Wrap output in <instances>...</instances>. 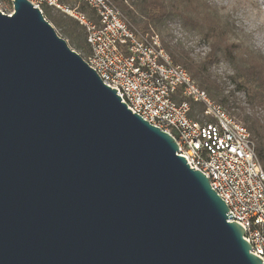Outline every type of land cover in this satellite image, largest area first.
<instances>
[{
  "label": "water",
  "instance_id": "water-1",
  "mask_svg": "<svg viewBox=\"0 0 264 264\" xmlns=\"http://www.w3.org/2000/svg\"><path fill=\"white\" fill-rule=\"evenodd\" d=\"M0 13V264H263L174 139L39 9Z\"/></svg>",
  "mask_w": 264,
  "mask_h": 264
},
{
  "label": "built area",
  "instance_id": "built-area-1",
  "mask_svg": "<svg viewBox=\"0 0 264 264\" xmlns=\"http://www.w3.org/2000/svg\"><path fill=\"white\" fill-rule=\"evenodd\" d=\"M65 13L86 32L90 55L85 62L102 83L114 89L132 114L169 134L190 169L200 171L244 231L250 251L264 264V171L255 144L243 125L210 100L187 71L172 62L155 33L135 29L111 0H76L97 22L60 0H26ZM13 0H0V13L11 16ZM189 101L203 107L202 120L189 117Z\"/></svg>",
  "mask_w": 264,
  "mask_h": 264
},
{
  "label": "trees",
  "instance_id": "trees-1",
  "mask_svg": "<svg viewBox=\"0 0 264 264\" xmlns=\"http://www.w3.org/2000/svg\"><path fill=\"white\" fill-rule=\"evenodd\" d=\"M127 17L129 22L143 32H149L152 25L168 22L174 18L182 24L192 25L202 31L201 36L208 43L210 51L202 59L195 60L177 45L166 43L161 39V45L170 56L172 62L184 68L196 85L207 93L209 98L229 110V97L224 94L223 83L211 73V68L224 60L231 66L230 81L234 91L242 92L247 97V105L252 114H247L246 108L234 107L240 111L239 121L247 130L255 144L256 157L264 171V114L254 112L255 107L264 111V55L248 52L242 43L234 41L228 27L223 25L217 13H209L200 9L201 0H111ZM62 4L73 6L74 0H60ZM78 11L88 19L97 22L94 12L84 3L78 4ZM43 17L56 30L59 36L70 43L72 49L79 55L91 53L86 42V32L82 25L70 16L45 6ZM191 111L189 117L194 118L196 109L202 110L198 103L189 101Z\"/></svg>",
  "mask_w": 264,
  "mask_h": 264
},
{
  "label": "rangeland",
  "instance_id": "rangeland-1",
  "mask_svg": "<svg viewBox=\"0 0 264 264\" xmlns=\"http://www.w3.org/2000/svg\"><path fill=\"white\" fill-rule=\"evenodd\" d=\"M74 1L75 2L73 6H68L62 3L61 4L70 10L74 8L78 9V3L76 2V0ZM130 1L132 0H127L125 2L130 4ZM247 5H251L252 7L256 8L258 15H264V0H201L199 4L201 11L206 10L209 13L215 12L218 14L223 25L227 26L228 30L231 32L230 33L231 37L232 38L235 37L236 39L234 41H236L237 43L241 42L243 45V49L245 51L255 52L264 55V50L258 49L254 46L255 31H264V25H260L253 32H249L245 30L246 25L243 14L245 12V8ZM12 10H13L12 8H10V10L9 8L5 9V11L7 12ZM119 11L121 10L119 9ZM123 16L127 19V17L124 14ZM133 27L137 29L135 26ZM156 28L157 30H155V28L151 25L148 33L157 34L160 39V42L162 39L166 43L170 42L172 45H177L178 49L181 48L185 52H189L190 56L195 60L202 59L205 56V52H207L208 54L210 51L208 43L201 36L202 31L199 30V28H196L192 25H188L187 23L185 25L182 24L179 19L174 18L168 22L156 25ZM63 39L67 42V45L72 49L68 40H66L65 38ZM74 51L76 52V50ZM89 55H83V56L80 55V57L85 61ZM221 65H223V68H221ZM229 69L231 70L230 64L222 60L211 68V73L215 77H218L221 80V82L223 83L222 88L224 94L229 97V104H228L229 110L227 112L232 117H234L236 120L239 121L238 114H240V111H236V110L234 111L233 106L246 108L247 114H252L253 111L247 105L246 95L242 92L234 91V87L232 86L231 81L229 79L231 76V74H229ZM253 109L254 112H256V114L258 115L264 114V111L260 107H255ZM202 116H203V108L202 110L196 109L194 113V119L202 120Z\"/></svg>",
  "mask_w": 264,
  "mask_h": 264
},
{
  "label": "clouds",
  "instance_id": "clouds-1",
  "mask_svg": "<svg viewBox=\"0 0 264 264\" xmlns=\"http://www.w3.org/2000/svg\"><path fill=\"white\" fill-rule=\"evenodd\" d=\"M243 16L246 25V31L253 32L260 25H264V15H258L257 9L251 5L246 6ZM254 46L258 49L264 50V31H255ZM205 55H207V52H205ZM221 68H223V65H221ZM229 74H231L230 69Z\"/></svg>",
  "mask_w": 264,
  "mask_h": 264
}]
</instances>
